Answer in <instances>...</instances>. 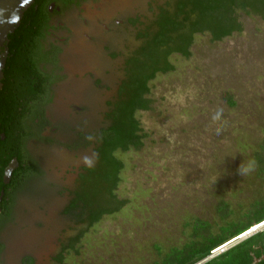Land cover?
Returning a JSON list of instances; mask_svg holds the SVG:
<instances>
[{"label": "rangeland", "instance_id": "1", "mask_svg": "<svg viewBox=\"0 0 264 264\" xmlns=\"http://www.w3.org/2000/svg\"><path fill=\"white\" fill-rule=\"evenodd\" d=\"M158 5L173 11V0H91L82 11H74L75 28L67 49L72 58H66L69 74L48 111L51 119L73 122L83 117L88 130L98 129L103 101L113 92L95 89L89 77L74 74L88 70L112 82L120 60L108 59L101 43L125 50L134 38L129 32L107 31L101 23L109 28L117 19L139 16L143 26L151 25ZM235 15L240 31L221 40H213L209 32L196 33L190 55L171 54L173 70L159 72L149 81L150 108L135 113L146 133L143 145L114 153L123 163L115 190L126 200L120 210L91 226L74 225L59 212L66 194H57L60 186L73 184L70 176L63 181L66 168L84 160L95 162L93 145L77 155L48 144L34 150L44 174L37 183L41 192L18 200L3 237L11 250L7 264H16L23 250L34 251L37 264H57L62 244L80 228L84 231L78 244L63 252L66 264H151L159 249L164 252L185 241L188 221L199 217L215 225L219 201L239 213L264 199L257 159V154H264V18L241 9ZM87 34L93 40H87ZM72 101L85 104L81 115L68 117L75 112L69 109ZM219 108L222 116L214 121ZM253 158L256 170L241 177L239 165ZM260 231L264 234V226L232 239L195 264ZM259 241L258 236L253 239L241 264H248Z\"/></svg>", "mask_w": 264, "mask_h": 264}, {"label": "trees", "instance_id": "2", "mask_svg": "<svg viewBox=\"0 0 264 264\" xmlns=\"http://www.w3.org/2000/svg\"><path fill=\"white\" fill-rule=\"evenodd\" d=\"M236 9L247 10L264 18V0H175L172 12L164 6L159 8L152 24L143 34V43L137 53L126 62L122 87L106 113L107 124L93 134L91 142L95 162L82 168L77 187L64 209L74 225L91 226L103 215L117 212L125 204L126 200L118 198L115 193L123 163L114 153L131 147L139 149L143 145L146 133L135 113L150 108L152 100L146 96L149 81L159 72L173 70L169 61L171 54L190 55L196 33L209 32L213 40H221L232 32L240 31ZM34 17L32 13L25 15L23 27L8 35L12 42L10 53L13 54L4 70L3 88L0 91V190L5 186L2 179L4 168L12 158L18 161L12 178L16 184L31 179L38 168L25 145L29 124L39 112L35 105L47 93L45 76L35 64V38L38 32L29 30ZM30 78L36 79V84L33 85ZM2 133L4 139H1ZM257 159L264 177V154H257ZM6 195L14 196L12 191L7 193L5 190ZM8 201L3 199L1 205L6 213H9ZM228 209L226 202L217 203L219 220L215 225L199 217L188 221L185 241L170 246L164 252L159 249L158 258L151 264H195L232 239L264 225V199L253 202L239 213ZM83 231L80 228L62 244V250L55 257L57 264H66L63 252L78 244ZM257 236L259 245L248 264H264V234L261 231L201 264H241Z\"/></svg>", "mask_w": 264, "mask_h": 264}, {"label": "flooded vegetation", "instance_id": "3", "mask_svg": "<svg viewBox=\"0 0 264 264\" xmlns=\"http://www.w3.org/2000/svg\"><path fill=\"white\" fill-rule=\"evenodd\" d=\"M90 1L91 0H32V2L23 9V14L18 26L12 33H10L13 34L20 29L21 26L23 27L22 21L25 15L32 13L33 17L35 16V21L29 26V30L38 32V36L35 38V44L37 45V60L35 64L38 71L45 76L44 84L47 93L43 97H40L37 105H35L38 106L37 109L39 112L29 124V134L25 143L27 152L38 166L36 173L31 179L29 178L26 181L20 180L21 182L16 184L12 179L14 174L13 171L9 182L7 184L3 182L5 186L0 190V264H7V254L11 251L8 240H3V237L15 217L14 215L18 207L19 198L21 196L41 192L39 188H37V183H39L40 180L43 181L44 174L41 169L40 157L36 156L34 150L43 147L41 144L44 146L48 144L50 148L59 147L71 153H75V155L82 151L86 152V149L91 150L90 146L92 145L91 141L93 139V134L107 124L106 113L110 110L111 104L115 102L122 87L126 75V62L137 53V50L143 43V34L148 25L143 26L144 22L140 20L139 16H129L117 19L116 21L114 20V26L112 25L109 28L104 22L101 23L104 29L107 31L115 30L119 35L124 31L129 32V34L133 36L134 42L132 43V46L125 45V50H117L115 47L113 48L111 42L108 41L101 43V49L108 59L120 60V63L117 65L116 74H114L113 83L105 82L101 77L94 75L88 70L83 71L80 74H74L76 77L78 75L89 77L91 84L95 89L100 91L103 90L104 92H113L110 98H105L103 101L105 109L100 112L101 123L98 129L94 132L88 130L86 127V119L83 117L73 122L65 120L62 122V120L51 119L47 115L48 111L50 110L51 105L56 101L59 87L63 86L69 74L67 69V64L69 62L66 58L69 57V59H71L72 57L70 56L71 53L67 52V49L72 41L75 28V26L71 25V18L74 11H82L84 6ZM169 4V1H167L166 5ZM160 7L161 5L157 6L158 12ZM85 38L89 41L93 40V36L90 34L85 35ZM11 43V39L7 36V39L0 46V54L3 55L2 58H4L3 77L0 80V91L3 88L4 70L6 69V65H8V59L11 58L13 54L10 53ZM107 72H109V70L105 71V73ZM30 82L34 85L36 84V79L30 78ZM74 103L81 104L82 106H75ZM70 108H74L75 112L71 113L68 117L81 115L86 109V106L83 103L72 101L69 103V109ZM1 139H4L3 133L1 134ZM92 151L94 152L93 148L91 152ZM84 161L66 168L63 181H67L70 176L73 184L72 186L66 184L60 186L61 189L57 194L60 197H64L63 194H66L64 204H62L59 212L60 215H64L68 218L69 216L64 213V209L69 203L72 192L77 187L78 178L82 168L92 165ZM16 168H18V166ZM5 190L7 193L12 191L14 196H5ZM3 199H9L8 203H10V206L7 209L9 213L3 211L1 206ZM17 260L19 264H37V257L34 251H21L18 254ZM18 262L16 264H18Z\"/></svg>", "mask_w": 264, "mask_h": 264}, {"label": "water", "instance_id": "4", "mask_svg": "<svg viewBox=\"0 0 264 264\" xmlns=\"http://www.w3.org/2000/svg\"><path fill=\"white\" fill-rule=\"evenodd\" d=\"M31 2L32 0H0V46L7 39L8 34L12 33L18 26L23 14V9L26 8ZM2 56L3 55L0 54V80L3 77L4 66V58H2ZM17 166L18 161L15 157L12 158L5 166L2 176L3 182L5 184L9 182L11 174ZM227 244L223 245L222 247L226 246Z\"/></svg>", "mask_w": 264, "mask_h": 264}, {"label": "clouds", "instance_id": "5", "mask_svg": "<svg viewBox=\"0 0 264 264\" xmlns=\"http://www.w3.org/2000/svg\"><path fill=\"white\" fill-rule=\"evenodd\" d=\"M222 113H223V109L219 108L217 110L216 114L213 116V120L214 121L218 120L222 116ZM216 131H217V134H219L220 129L217 128ZM257 166H258L257 161L254 158L248 160L246 163L242 161L241 164L239 165L238 169H237V173L241 177L248 176L256 170ZM217 179H218V177H214L212 179V183L215 184Z\"/></svg>", "mask_w": 264, "mask_h": 264}, {"label": "built area", "instance_id": "6", "mask_svg": "<svg viewBox=\"0 0 264 264\" xmlns=\"http://www.w3.org/2000/svg\"><path fill=\"white\" fill-rule=\"evenodd\" d=\"M222 246H223V245H222ZM222 246L218 247L217 249L221 248ZM217 249H215V250H217Z\"/></svg>", "mask_w": 264, "mask_h": 264}, {"label": "bare ground", "instance_id": "7", "mask_svg": "<svg viewBox=\"0 0 264 264\" xmlns=\"http://www.w3.org/2000/svg\"><path fill=\"white\" fill-rule=\"evenodd\" d=\"M262 226H264V225H262ZM261 227V226H260Z\"/></svg>", "mask_w": 264, "mask_h": 264}]
</instances>
